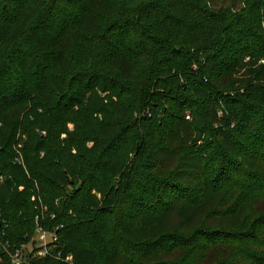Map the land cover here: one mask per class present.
Instances as JSON below:
<instances>
[{
	"label": "trees",
	"instance_id": "1",
	"mask_svg": "<svg viewBox=\"0 0 264 264\" xmlns=\"http://www.w3.org/2000/svg\"><path fill=\"white\" fill-rule=\"evenodd\" d=\"M238 1L0 0V264L38 225L63 259L22 264H264V0Z\"/></svg>",
	"mask_w": 264,
	"mask_h": 264
},
{
	"label": "built area",
	"instance_id": "2",
	"mask_svg": "<svg viewBox=\"0 0 264 264\" xmlns=\"http://www.w3.org/2000/svg\"><path fill=\"white\" fill-rule=\"evenodd\" d=\"M59 241L56 231L45 230L41 225H38L31 242L22 243L15 248L12 255V262L13 264H22L26 261L27 257L31 256V253L43 258L52 256L57 259H63V254H61L60 250H57L60 248ZM33 243H35V248L32 247ZM65 259L66 261H71L72 255H67Z\"/></svg>",
	"mask_w": 264,
	"mask_h": 264
},
{
	"label": "rangeland",
	"instance_id": "3",
	"mask_svg": "<svg viewBox=\"0 0 264 264\" xmlns=\"http://www.w3.org/2000/svg\"><path fill=\"white\" fill-rule=\"evenodd\" d=\"M239 3H241L240 0L238 1V4H239ZM241 5H242V3H241ZM19 137H20V135L18 134L16 138H19ZM21 138H22V137H21ZM23 138H24V137H23ZM19 146H22V143H20Z\"/></svg>",
	"mask_w": 264,
	"mask_h": 264
}]
</instances>
